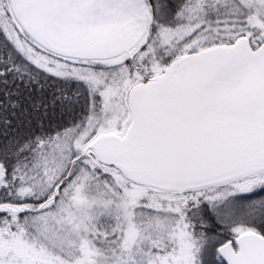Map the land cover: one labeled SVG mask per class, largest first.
Returning <instances> with one entry per match:
<instances>
[{
    "label": "snow or ice",
    "instance_id": "6c2138e0",
    "mask_svg": "<svg viewBox=\"0 0 264 264\" xmlns=\"http://www.w3.org/2000/svg\"><path fill=\"white\" fill-rule=\"evenodd\" d=\"M0 264H264V0H0Z\"/></svg>",
    "mask_w": 264,
    "mask_h": 264
}]
</instances>
